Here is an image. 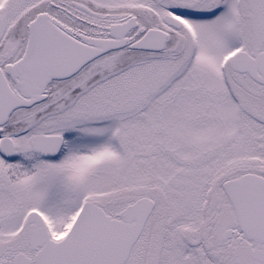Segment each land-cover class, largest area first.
Instances as JSON below:
<instances>
[{
	"label": "snow or ice",
	"instance_id": "snow-or-ice-1",
	"mask_svg": "<svg viewBox=\"0 0 264 264\" xmlns=\"http://www.w3.org/2000/svg\"><path fill=\"white\" fill-rule=\"evenodd\" d=\"M0 264H264V0H0Z\"/></svg>",
	"mask_w": 264,
	"mask_h": 264
}]
</instances>
